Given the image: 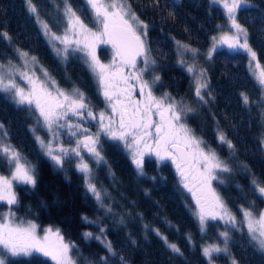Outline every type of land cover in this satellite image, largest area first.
Wrapping results in <instances>:
<instances>
[{"label":"trees","instance_id":"16d2710c","mask_svg":"<svg viewBox=\"0 0 264 264\" xmlns=\"http://www.w3.org/2000/svg\"><path fill=\"white\" fill-rule=\"evenodd\" d=\"M32 2L37 6L39 20L58 34L64 30L63 0ZM71 2L90 22L91 13L87 11L85 0ZM126 3L149 25L147 44L157 60L160 86L196 110L188 115V125L234 169L225 184L213 181V186L238 220L242 218L241 205L247 207L255 201L258 210L263 201L252 192L251 180L264 181V147L260 144L264 139V107L260 101L262 91L249 71L247 57L220 48L211 60H202L209 81L206 91L212 94L207 97V104L197 101L188 74L176 64V41L207 50L211 37L220 29L217 26L226 21L224 10L211 0H179V3L176 0H158V3L156 0H126ZM248 3L252 7L238 11L237 19L248 28L250 44L264 68V36L260 34L264 27V0H248ZM0 32H7L11 37V42L0 37V63L14 62L19 48L35 56L61 89L80 88L90 95L91 102L100 106L94 80L81 55L74 53L64 60L52 50L37 16L28 11L27 0H0ZM241 93L248 95V105L243 103ZM36 118L27 106L17 107L10 94L0 92V123L5 125L7 139L36 166L38 173L35 189L13 182V191L19 200L18 205L12 206L17 219L31 220L39 230L60 229L65 241L76 245L71 255L78 264H85L84 258L107 255L99 241L85 240L82 235L84 232L98 234L99 224L106 227L107 239L128 264H208L201 254L202 248L221 241L219 233L225 226L209 221V227L201 233L193 215L190 194L180 185L168 163L157 164L145 159L146 176L138 177L126 151L108 139H101L102 154L108 162L107 173L104 170L100 173L102 168L99 167L94 175L98 185L108 193L105 202L113 209L111 214H106L91 195H86L83 176L76 171L71 158L66 159L63 169H58L44 156L30 131L36 125ZM217 127L236 145L234 157L230 156L226 145L218 143ZM109 165L114 178L109 173ZM0 174L10 175L2 162ZM8 208L0 201V213H6ZM85 216L97 220L98 224L84 223L82 217ZM121 217H124L123 224ZM144 225L159 229L184 255L172 254L155 232L148 231L145 239ZM240 227L242 231L230 229V255L214 254V264H231L233 256L239 264H264V253L249 240L245 226ZM133 239L137 241L135 245L131 243ZM11 260L12 264H55L37 253ZM110 261L121 264L116 257H110Z\"/></svg>","mask_w":264,"mask_h":264},{"label":"snow or ice","instance_id":"6c2138e0","mask_svg":"<svg viewBox=\"0 0 264 264\" xmlns=\"http://www.w3.org/2000/svg\"><path fill=\"white\" fill-rule=\"evenodd\" d=\"M85 3L87 11L91 13V26L71 0H63L64 30L60 34L39 20L37 6L32 0H27V8L37 16L44 34L51 41L63 45L56 50L64 60L74 53L83 54L81 58L103 99V110L96 111L91 100L79 88L74 87L71 92L61 89L47 69L40 67L43 78L37 76L29 64L38 65V59L19 48L16 52L23 60L22 68H18L12 60L6 65L0 63V92L10 94L17 107L27 106L30 113L38 114L36 125L30 131L44 156L58 169L64 168L66 159L74 158L76 171L84 179L86 195H91L106 214H111L113 209L105 202L108 193L96 182L92 167V161L95 165L108 164L102 154L101 136L128 153L138 177L146 176L145 157H154L158 164L170 162L180 185L191 194L195 203L193 215L201 233L207 230L209 221H221L225 225L219 233L223 246L217 243L202 248L201 254L208 264H214V254L230 255V229L242 231L241 225L246 226L249 240L260 252H264V209L257 213L255 201L247 207L241 205L242 219L238 220L213 186V181L218 185L225 184L234 169L202 135H197L196 130L188 125V115L196 110L168 92L160 96L154 94L161 76L158 74L157 60L152 57L147 44L149 25L132 12L126 0H85ZM211 3L222 6L228 25L226 31L217 26L221 34L211 37L212 47L207 52V59H212L218 47H226L236 54L243 53L248 58L249 68L255 69L253 76L264 92V68H261L257 51L250 44L248 28L237 19L238 11L252 5L248 0H211ZM260 34L264 36V27L260 29ZM0 37L11 42L7 32H0ZM176 44L180 55L179 65L193 76L197 101L207 104V97L212 95L206 91L209 87L207 73L195 63L200 50L180 41H176ZM101 45L111 47L112 57L108 63L102 62L97 55ZM53 46L56 47L55 44ZM187 53H191L192 63L185 58ZM138 63L142 66H138ZM146 74H150L151 79H146ZM16 75L27 83V89L16 82ZM241 96L243 103L248 105V95L241 93ZM261 101H264V95ZM261 107H264V103ZM92 122L96 127L94 133L89 127ZM40 128L46 130L48 138L38 134ZM63 129L74 138V146L64 147L61 141ZM7 137L5 125L0 123V162L8 167L11 174L10 178L0 175V201L9 206L6 213H0V264H12L11 258L31 257L34 253L49 258L55 264H78L71 255L76 245L65 241L60 229L48 227L44 229L43 236H39L38 225L33 221L17 222L12 206L18 205L19 200L13 191V182L35 189L38 173L36 166L27 161ZM216 139L220 145L227 146L230 156H235L236 145L219 127L216 129ZM260 144L264 147V139ZM85 153L90 159L85 158ZM108 167L114 178L111 166ZM244 168L248 170L247 165ZM151 179L155 180L156 177ZM251 185L252 192L264 201V181L253 178ZM82 220L86 224H98L97 220H90L86 216ZM120 223H124V217L120 218ZM144 228L145 239L148 231L155 232L172 254L184 255L177 244L170 242L159 229L148 225H144ZM106 232V227L99 224L98 234H82L85 240L99 241L107 253L96 259L84 258L85 264H114L110 257L118 258L121 264H128L125 257L116 252L113 242L107 239ZM188 239L191 242L190 235ZM131 243L135 245L137 241L133 239ZM231 264H239V261L233 256Z\"/></svg>","mask_w":264,"mask_h":264},{"label":"rangeland","instance_id":"374dc122","mask_svg":"<svg viewBox=\"0 0 264 264\" xmlns=\"http://www.w3.org/2000/svg\"><path fill=\"white\" fill-rule=\"evenodd\" d=\"M221 8H222V6L221 5H219ZM223 9V8H222ZM224 10V9H223ZM225 17H226V14H225ZM39 25L41 26V24L39 23ZM227 25H228V22H227V17H226V21H225V23L221 26V28L223 29V30H227ZM41 28H42V26H41ZM43 31V30H42ZM63 32V31H62ZM61 32V33H62ZM43 34H44V31L42 32ZM60 34V33H59ZM219 34H221V29H219V31L214 35V36H217V35H219ZM44 36L46 37V39H47V41H48V43H49V45H50V47L52 48V50L58 55V56H60L61 57V59H63L62 58V54H58V52H57V47H59V48H62L63 47V45H59L58 44V42H55V41H51L50 40V37L49 36H46L45 34H44ZM56 45V47H54L53 45ZM176 46H177V44H176ZM191 47V46H190ZM212 47V41H211V44H210V46H209V48L207 49V50H200L199 51V54H198V56L195 58V63H196V65H197V67L198 68H202V60H204L205 58H207V52H208V50L210 49ZM193 48V47H192ZM83 55V54H82ZM177 55H178V61H179V59H180V55L178 54V49H177ZM31 57V56H30ZM82 57V56H81ZM185 58L188 60V62L189 63H192L193 62V58L191 57V53H187V54H185ZM248 59V58H247ZM178 61H177V64H178V66H180L179 65V63H178ZM18 68H22L23 67V60H21V58L19 57V56H17V58H16V60L13 62ZM5 65L7 64V62L6 63H4ZM40 67H42L40 64H38V65H35V66H33V65H31V64H29V68L30 69H32V70H34V71H36V75L37 76H40L41 78H43V74H42V72H40L39 71V68ZM181 67V66H180ZM248 68H249V66H248ZM184 69V68H183ZM255 69H250L249 68V71H250V73H251V75L253 76V71H254ZM184 71L188 74V76H189V78H190V81H191V84H192V90H193V93H194V88H195V85H194V82H193V76L192 75H190L185 69H184ZM253 78L256 80V78L253 76ZM15 79H16V82L21 86V87H24L25 89H27V87H28V85H27V83L24 81V80H22V79H20V77H19V75H16L15 76ZM257 81V80H256ZM258 82V81H257ZM72 89L73 88H71V89H63V90H65V91H69V92H71L72 91ZM262 95H264V92H262ZM260 101H261V99H260ZM262 103H264V101H261ZM104 104V103H103ZM104 107H105V105L103 106V108L101 109V110H103L104 109ZM37 115L38 114H36V117H37ZM36 120H37V118H36ZM96 131V130H95ZM94 131V132H95ZM61 132L63 133L62 135H61V141L63 142V144H64V147H72V146H74V138L73 137H70L68 134H67V130L66 129H63V130H61ZM93 132V133H94ZM38 134H40L41 136H43V137H45V138H48V133L46 132V130H44L43 128H40V130H39V133ZM107 139L106 137H104V136H101V139ZM127 153V152H126ZM128 154V153H127ZM129 156V155H128ZM85 158L86 159H90L88 156H87V153H85ZM72 159V163H73V165H74V167H75V159L74 158H71ZM52 163V162H51ZM53 164V163H52ZM92 167H93V173H94V171H95V173H96V169L98 168L99 169V167L100 168H102L101 169V171H100V173H103V170L104 171H106V169H105V164H100V165H95V162L94 161H92ZM76 168V167H75ZM105 173H107V171L105 172ZM0 175H3V174H0ZM11 175V174H10ZM10 175L9 176H6V177H9L10 178ZM3 176H5V175H3ZM95 176V175H94ZM14 183H16V182H14ZM191 197V196H190ZM191 201H192V204H193V212H194V210H195V208H196V206H195V203H194V201L192 200V197H191ZM4 204H6V202H4V201H2ZM7 205V204H6ZM262 209H264V201H263V204H262V206L258 209V210H256V212L258 213L260 210H262ZM242 219V218H241ZM19 221H21V220H19V219H17V222H19ZM215 222H218L220 225H222V226H225L224 224H223V222H221V221H215ZM245 228H246V226H245ZM246 230H247V228H246ZM37 234L39 235V236H43V234H44V229L43 230H39L38 228H37ZM217 243H221V241H219V242H216V243H213V244H217ZM221 246H223L222 245V243H221ZM264 253V252H263ZM54 262V261H53ZM55 263V262H54Z\"/></svg>","mask_w":264,"mask_h":264},{"label":"flooded vegetation","instance_id":"af4514ba","mask_svg":"<svg viewBox=\"0 0 264 264\" xmlns=\"http://www.w3.org/2000/svg\"><path fill=\"white\" fill-rule=\"evenodd\" d=\"M220 48H224V49H227L226 47H218V49H220ZM228 50V49H227ZM78 54H80L81 56H83L82 55V53H78ZM97 55L99 56V58L101 59V61L102 62H104V63H108L110 60H111V57H112V50H111V47L110 46H108V45H101L98 49H97ZM177 61H178V56H177V59H176V64H177ZM178 65V64H177ZM86 66V65H85ZM138 66H142L141 64H139L138 63ZM87 67V66H86ZM87 70H88V68H87ZM89 71V70H88ZM90 73V72H89ZM91 74V73H90ZM92 76V75H91ZM145 78L146 79H151V75L150 74H146L145 75ZM92 79H93V77H92ZM94 80V79H93ZM94 84H95V90L97 89V85H96V83H95V80H94ZM72 88H74V87H72ZM77 88V87H76ZM80 89V88H79ZM81 91H83L82 89H80ZM84 93H85V96L89 99V96L90 95H88V94H86L87 92H85V91H83ZM95 92V91H94ZM164 92H167L165 89H163L161 86H160V83L159 84H157L156 86H155V89H154V94L155 95H157V96H160V95H162ZM96 93H97V95L100 97V106H96V103L95 102H92V104L95 106V110L96 111H100L102 108H103V106H104V102H103V99H102V97L98 94V92H97V90H96ZM96 95V96H97ZM137 98H139V97H137ZM178 100V99H177ZM90 127V131L91 132H94L95 130H96V127H95V122H92L91 123V125L89 126ZM145 159H152L155 163H157V161L155 160V158L154 157H145ZM166 163H168L170 166H171V168L175 171V168H174V166H172L171 165V163L170 162H166ZM158 164V163H157ZM176 172V171H175ZM177 174V173H176ZM178 176V175H177ZM179 178V177H178ZM190 194V193H189ZM190 196H191V194H190Z\"/></svg>","mask_w":264,"mask_h":264}]
</instances>
